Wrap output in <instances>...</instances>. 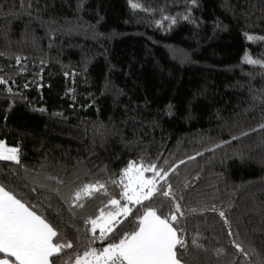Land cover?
Segmentation results:
<instances>
[{
  "label": "trees",
  "instance_id": "obj_1",
  "mask_svg": "<svg viewBox=\"0 0 264 264\" xmlns=\"http://www.w3.org/2000/svg\"><path fill=\"white\" fill-rule=\"evenodd\" d=\"M132 3L0 0V141L19 149L0 185L72 243L54 258L72 264L133 230L139 206L103 243L86 221L120 198L129 161L155 164L181 264H264V0Z\"/></svg>",
  "mask_w": 264,
  "mask_h": 264
},
{
  "label": "snow or ice",
  "instance_id": "obj_2",
  "mask_svg": "<svg viewBox=\"0 0 264 264\" xmlns=\"http://www.w3.org/2000/svg\"><path fill=\"white\" fill-rule=\"evenodd\" d=\"M135 9L139 4L132 3ZM175 22V21H173ZM248 40L253 37L247 36ZM245 62L258 64L260 61L251 59L245 54ZM19 62V58H18ZM0 83L5 81L0 80ZM264 127V126H262ZM5 152L7 154H5ZM0 160L19 163V149L6 148L0 141ZM183 163V161L181 162ZM145 172H152L151 177H146ZM169 173L164 169H158L155 164L145 165L136 161H129L121 170L118 180L112 183L121 187L119 199H109L107 204L99 210V215L89 219L86 223L91 225L89 231L93 235V242L105 240L114 236L123 226L124 220L134 215L135 210L142 214L136 216L135 227L126 231L118 242L108 243L101 249L91 245L83 254H77L72 264H181L178 256V246L183 248L184 241L178 236V229L174 226L178 223L177 213H181L178 203L174 204V211L168 216L159 213L163 211V204L174 200L172 188L167 184L166 188L157 187L160 181L167 183ZM104 191V184H85L74 193L77 207H83L78 203L83 198H88L94 192ZM159 197L161 208L149 206L145 202H155ZM125 201V203H121ZM110 206V207H109ZM215 211V209H213ZM221 218L225 217L223 211L219 212ZM123 217L124 219H120ZM228 221L225 219V224ZM99 228V235L96 230ZM229 235H232L229 232ZM59 233L57 230L36 211V206L26 205L15 194L0 185V264H55L64 249H71L72 243L57 242ZM240 250V246L236 245ZM64 264H69L65 261Z\"/></svg>",
  "mask_w": 264,
  "mask_h": 264
},
{
  "label": "rangeland",
  "instance_id": "obj_3",
  "mask_svg": "<svg viewBox=\"0 0 264 264\" xmlns=\"http://www.w3.org/2000/svg\"><path fill=\"white\" fill-rule=\"evenodd\" d=\"M7 148V147H6ZM9 148V147H8ZM5 154H7L6 152H5ZM144 175H145V173H144ZM96 231H99V228H97V230Z\"/></svg>",
  "mask_w": 264,
  "mask_h": 264
}]
</instances>
